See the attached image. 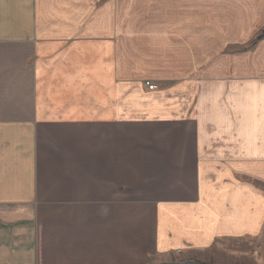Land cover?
Here are the masks:
<instances>
[{
	"label": "crops",
	"instance_id": "crops-1",
	"mask_svg": "<svg viewBox=\"0 0 264 264\" xmlns=\"http://www.w3.org/2000/svg\"><path fill=\"white\" fill-rule=\"evenodd\" d=\"M263 30L264 0H0V264L261 234Z\"/></svg>",
	"mask_w": 264,
	"mask_h": 264
},
{
	"label": "rangeland",
	"instance_id": "rangeland-1",
	"mask_svg": "<svg viewBox=\"0 0 264 264\" xmlns=\"http://www.w3.org/2000/svg\"><path fill=\"white\" fill-rule=\"evenodd\" d=\"M201 255L203 258L193 260L205 264H264V231L255 236L220 239L214 248Z\"/></svg>",
	"mask_w": 264,
	"mask_h": 264
},
{
	"label": "trees",
	"instance_id": "trees-1",
	"mask_svg": "<svg viewBox=\"0 0 264 264\" xmlns=\"http://www.w3.org/2000/svg\"><path fill=\"white\" fill-rule=\"evenodd\" d=\"M262 37H264V30L262 31V33L260 34L258 39H260ZM174 264H177V263H174ZM178 264H205V263L193 260V261H188V262H185V263H178Z\"/></svg>",
	"mask_w": 264,
	"mask_h": 264
},
{
	"label": "built area",
	"instance_id": "built-area-1",
	"mask_svg": "<svg viewBox=\"0 0 264 264\" xmlns=\"http://www.w3.org/2000/svg\"><path fill=\"white\" fill-rule=\"evenodd\" d=\"M145 83L152 90L157 87V85L154 82L150 81V80H147Z\"/></svg>",
	"mask_w": 264,
	"mask_h": 264
}]
</instances>
